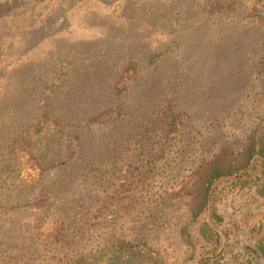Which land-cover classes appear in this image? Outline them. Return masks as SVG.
<instances>
[{
  "label": "rangeland",
  "instance_id": "374dc122",
  "mask_svg": "<svg viewBox=\"0 0 264 264\" xmlns=\"http://www.w3.org/2000/svg\"><path fill=\"white\" fill-rule=\"evenodd\" d=\"M262 2L225 0V13L212 15L213 0H0V264H57L110 235L129 236L133 214L109 197L144 157L143 125L170 100L187 118L135 209L147 221L145 208L157 206L149 212L163 223L165 264H194L176 234L186 199L179 184L224 144L237 146L253 130L264 136ZM130 62L138 68L122 94L125 118L92 125ZM51 93L53 116L74 127L36 139L46 161L58 164L38 176L19 165L10 138L28 130ZM42 196L44 212L26 206ZM219 200L226 256L242 257L264 228V196L225 189ZM57 218L71 224L61 248L41 229Z\"/></svg>",
  "mask_w": 264,
  "mask_h": 264
},
{
  "label": "trees",
  "instance_id": "16d2710c",
  "mask_svg": "<svg viewBox=\"0 0 264 264\" xmlns=\"http://www.w3.org/2000/svg\"><path fill=\"white\" fill-rule=\"evenodd\" d=\"M224 7L225 0H213L209 13H225L221 11ZM259 10V23L264 27V0ZM137 68L136 62H130L121 70V84L113 87L111 105L90 116L88 121L92 125L123 121L126 114L122 94L130 80L128 77ZM257 72L264 76V47ZM52 100V93L44 95L41 108L36 118L28 124V130L10 138L11 152L19 165L38 176L58 164L46 161L37 147L36 139L62 125L74 127L53 116L50 108ZM186 118L187 114L175 101L170 100L160 105L137 135V150L144 157L138 164L126 168L121 184L109 197L111 204L115 203L126 213L133 214L129 221V236L110 235L96 249L61 258L57 264H165L160 248L162 240L157 230L158 223L161 226L163 223L157 217L153 219L149 212L159 211L157 206L145 208L148 215L145 221V218H141L143 211L136 210L135 205L139 203L141 193L148 188L146 184L150 185L154 180L155 169L160 161L156 162L164 156L173 137L168 138L181 131ZM75 138L80 139L79 134H75ZM225 189H254L256 194L264 196V136L258 138L255 130L237 146H221L211 158L203 159L194 172L179 184V193L186 199L180 210L182 224L176 234L191 250L194 264H264V228L258 230L253 244L245 246L247 254L242 257L235 254L227 258L230 236L223 228L224 221L218 207ZM48 204V197L42 196L26 206L44 212ZM47 223L41 228L44 241L61 248L70 235L71 224L60 218L48 220ZM198 246L204 247V251L200 253Z\"/></svg>",
  "mask_w": 264,
  "mask_h": 264
}]
</instances>
